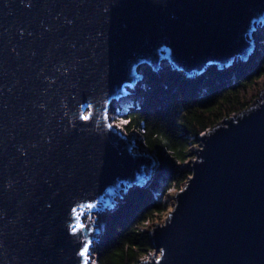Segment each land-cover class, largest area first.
I'll return each mask as SVG.
<instances>
[{
    "label": "water",
    "instance_id": "95a60500",
    "mask_svg": "<svg viewBox=\"0 0 264 264\" xmlns=\"http://www.w3.org/2000/svg\"><path fill=\"white\" fill-rule=\"evenodd\" d=\"M31 2L0 0V264H78L113 196L159 163L110 122L111 103L164 59L192 76L249 58L264 0ZM198 140L138 264H264V89ZM92 210L94 231L73 234Z\"/></svg>",
    "mask_w": 264,
    "mask_h": 264
},
{
    "label": "trees",
    "instance_id": "16d2710c",
    "mask_svg": "<svg viewBox=\"0 0 264 264\" xmlns=\"http://www.w3.org/2000/svg\"><path fill=\"white\" fill-rule=\"evenodd\" d=\"M255 41L260 51L246 69L241 67L228 75L241 61L223 71L211 66L203 76L213 73L216 77L203 84L196 75L187 77L171 68L154 71L143 67L145 78L136 86L132 104L125 108L122 118L128 121L123 129L137 133L144 149L160 162V178L154 181L153 189L158 187L167 193L172 187H181L192 174L189 164H181L191 156L198 136L221 119L247 108L259 96L264 88V82H258L264 81V33L256 34ZM217 76L224 79L217 81ZM147 190L132 187L117 209L104 213L105 229L95 246L98 264H137L154 250L147 223L166 208V201Z\"/></svg>",
    "mask_w": 264,
    "mask_h": 264
},
{
    "label": "rangeland",
    "instance_id": "374dc122",
    "mask_svg": "<svg viewBox=\"0 0 264 264\" xmlns=\"http://www.w3.org/2000/svg\"><path fill=\"white\" fill-rule=\"evenodd\" d=\"M261 24H262V22H260V25H256V29H258V34H263L264 33V26H262L261 27ZM263 29V30H262ZM256 32L255 33H253V37H254V42H255V44H256V46H255V48H254V50L250 53V56H251V58H250V56H249V58H250V61L248 60V59H246L247 60V62H245V61H243V60H241V58H240V56L239 55H237L235 58H234V60L235 59H238L237 61H234V63H237V62H239V61H241V62H239L238 63V65H236L233 69H231V71H232V73L231 72H229L228 73V75L230 74V75H233L237 70H239V69H241V67H242V69L243 68H245L246 69V67L249 65V63L248 62H251L252 63V61L257 57V52L258 51H260L259 50V47H258V44L256 43V41H255V36H256ZM250 38V37H249ZM240 58V59H239ZM258 62V61H257ZM240 63L242 64L241 66H240ZM214 67L216 66V65H213ZM232 66H234V65H231V66H229V67H224V68H222V71L224 70V69H228V68H230V67H232ZM162 67H163V69L165 68V69H167V68H171L172 70H174L173 68H172V64H170L169 63V61H168V59H164V61L162 62ZM218 67V66H217ZM143 69V68H142ZM142 69H138L140 72H143V70ZM153 69V68H152ZM207 69V68H206ZM220 69V68H219ZM154 70V69H153ZM155 71V70H154ZM174 71H176L177 73L178 72H182L181 70L179 71V70H174ZM216 71V70H215ZM219 72H221V71H219ZM144 73V72H143ZM183 73V72H182ZM203 74L204 73H195V75L196 76H198V77H201V81H199V83L200 84H203L204 82H207V81H213V80H211V79H215V77H216V74H213V73H211V74H209V76H203ZM144 76H143V78H145V73L143 74ZM187 77H189V76H187ZM218 78H217V81L218 80H222V79H224V78H222L221 76H217ZM228 76H226V78H227ZM177 78V77H176ZM175 80H177V79H175ZM258 82L261 84V83H263L264 81H263V79H261V80H258ZM139 83V82H138ZM138 85V84H137ZM136 85V86H137ZM136 86L133 88V87H130V86H128L127 87V90L128 91H130L129 93H126L125 95H123L119 100H114L112 103H111V105L113 106L111 109H110V111H109V117H110V122L113 124V125H115L118 129L120 128L125 134H127V136H128V138H131L132 137V135L133 136H136V140H137V142H136V145H138L137 146V149L135 148V150L136 151H144L145 149H144V147L141 145V141H140V136L137 134V133H135V134H133V133H130V132H127L126 130H124L123 129V124L124 123H122L123 121H124V119L122 118L123 116H122V114H123V112H124V110H125V108H127L130 104H132V100H133V98H134V96H135V94H136V91H135V89H136ZM264 89V88H263ZM195 92H197V90H195ZM260 95V94H259ZM257 98H259V96H257L256 98H255V100L257 99ZM254 100V101H255ZM253 101V102H254ZM252 102V103H253ZM218 123V122H217ZM195 145V144H194ZM194 145H193V151H194V149H195V147H194ZM196 145L198 146V147H200L201 146V144H200V141L198 142V143H196ZM147 151V150H146ZM193 153V154H192ZM191 153V156H189V159L188 160H186L184 163H182L181 165H184V164H191V158H193V159H195L196 158V154L194 153V152H192ZM153 154V153H152ZM155 155V154H154ZM155 159H156V157H155ZM157 160V159H156ZM158 164H160V162L158 163ZM158 167H159V165H156L155 167H154V170L152 171V174H151V178L149 179V181L145 184V185H133V186H131V187H129L128 188V190L129 189H131L132 187H136L137 188V186L138 187H141L142 189H144V191H146V189H148V190H150L151 192L153 191V195L155 196V197H157L158 198V200H165L166 201V208L161 212V213H159L158 215H156V217H155V219H153V220H151V221H149L148 223H147V225H148V227L149 228H153V227H155L156 226V222H158L159 224H164L165 223V221H166V218H167V215H168V213H169V211L170 210H173V208H174V205H175V201L173 200V197H174V194H175V192L176 191H180L181 189H183L185 186H186V183L188 182V180L183 184V185H181V187H179V188H176V187H172V188H170L168 191H167V193L164 191V190H160V189H158V187H155L154 189H153V187H154V181L155 180H157V179H159L160 177L159 176H157V169H158ZM149 169H148V174H149ZM191 176H192V174H191ZM189 179V178H188ZM158 181V180H157ZM147 190V191H148ZM120 195H122V196H113L114 197V199L116 200V201H113V203H115V205H114V207L113 208H109L108 209V211H114L115 210V208L117 209L120 205H121V202L123 201V196L125 195L124 193H127V192H125V191H123V190H121L120 191ZM123 198V199H122ZM91 213V215L92 216H90V217H92V220L94 219V217L98 214V211H88L87 213H86V216L88 217L89 216V214ZM100 215V217L99 218H97V221H98V223H100V224H97L98 226L97 227H100L101 228V230H103L104 231V229H105V226H104V222H103V219H102V217H103V215L104 214H102V213H100L99 214ZM150 229V230H151ZM101 235H102V233H100V234H96L95 236L96 237H101ZM98 242V240L97 239H95V241H94V244H93V248H94V246H96V243ZM95 249V248H94ZM154 252H156V250L154 249L153 251H151V253L153 254ZM92 255H93V258H94V261H95V264H98L97 263V259H96V254H95V251L92 253ZM149 256H150V254H148V255H146V256H144L143 258H149ZM139 263V262H138ZM137 263V264H138ZM91 264H93V262L91 261Z\"/></svg>",
    "mask_w": 264,
    "mask_h": 264
},
{
    "label": "snow or ice",
    "instance_id": "6c2138e0",
    "mask_svg": "<svg viewBox=\"0 0 264 264\" xmlns=\"http://www.w3.org/2000/svg\"><path fill=\"white\" fill-rule=\"evenodd\" d=\"M21 3H24L26 7L30 8L32 7V2L31 0H21ZM31 35L30 33H26V30L21 29L19 31V35L21 39L25 37V35ZM91 107V106H89ZM81 119L88 120V116H82ZM122 123L126 124L128 121H123ZM109 128H112V124L108 125ZM78 207H83V205H79ZM87 207L89 209H93L95 207V204L89 202ZM77 211L76 208L72 209V212L75 213ZM80 222L74 226H71V231L73 234L79 233L81 237H83L84 231H88L89 233H92L94 229L91 227L90 224H85L83 221L88 219L86 214L82 213L81 217L79 218ZM95 251L93 248V240L91 236H89L86 239H81L79 242V247L77 251V256H78V264H89L90 261L95 264L94 258L92 253Z\"/></svg>",
    "mask_w": 264,
    "mask_h": 264
},
{
    "label": "bare ground",
    "instance_id": "6f19581e",
    "mask_svg": "<svg viewBox=\"0 0 264 264\" xmlns=\"http://www.w3.org/2000/svg\"><path fill=\"white\" fill-rule=\"evenodd\" d=\"M262 26H264V24H262L261 27H262ZM239 59H240V58H239ZM237 60H238V59H235L234 61H237ZM245 60H246V59H245ZM234 61H232V64H231V65L235 64ZM237 63H238V62H237ZM231 65H229V66H231ZM212 66H213V65H212ZM216 66H217V65H216ZM229 66H226V67H229ZM206 68H208V67L206 66ZM206 68H205V69H206ZM218 68H219V67H218ZM223 68H224V67H223ZM220 69H221V68H220ZM189 77H190V76H189ZM91 216H92V215H91ZM91 218H92V217H91ZM95 226L97 227L98 225L96 224ZM149 257H150V256H149Z\"/></svg>",
    "mask_w": 264,
    "mask_h": 264
}]
</instances>
